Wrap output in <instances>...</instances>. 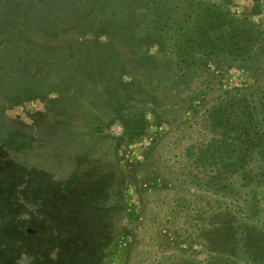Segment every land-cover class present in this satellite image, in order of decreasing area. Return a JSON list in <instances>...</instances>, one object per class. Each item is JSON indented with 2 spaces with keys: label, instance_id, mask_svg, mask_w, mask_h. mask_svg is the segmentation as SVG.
<instances>
[{
  "label": "rangeland",
  "instance_id": "obj_1",
  "mask_svg": "<svg viewBox=\"0 0 264 264\" xmlns=\"http://www.w3.org/2000/svg\"><path fill=\"white\" fill-rule=\"evenodd\" d=\"M164 1L0 0V229L35 234L66 184L67 209L118 205L98 264H209L213 220L232 264H263L264 0ZM90 160L112 196L78 188Z\"/></svg>",
  "mask_w": 264,
  "mask_h": 264
},
{
  "label": "trees",
  "instance_id": "obj_2",
  "mask_svg": "<svg viewBox=\"0 0 264 264\" xmlns=\"http://www.w3.org/2000/svg\"><path fill=\"white\" fill-rule=\"evenodd\" d=\"M135 1L136 0H134V2ZM149 1L152 3L151 5H153L154 9H157L161 4H164L165 6L164 0ZM146 2L147 0H145L144 3ZM190 4L193 6L191 2ZM101 10L102 8L93 9L95 13H99ZM139 12L141 11L139 10ZM210 16L211 15L207 13V17L209 18ZM186 19H189L187 13ZM179 20H182L181 17ZM170 28V30L173 29L172 27ZM178 30H182L181 32H183V34L184 32H187L185 27L183 26H179ZM190 30L191 29L188 30L189 33H191ZM157 32L160 36L166 34L165 39H168L169 41L172 40L171 33L168 32L165 27H160L159 29H157ZM112 34L116 37L119 36L117 35L118 33ZM178 48H184L183 44H181ZM107 82L109 81L107 80ZM123 93L124 91L121 89L120 91H118V93L116 94L117 96L115 95L113 98L112 106L118 104V97L121 94L123 95ZM49 119L56 123L58 114L57 116L52 115V117ZM69 129L70 128L68 127H61L62 132H66ZM41 132L42 130L34 132V136L38 137ZM210 146V148L213 147V145ZM220 149L221 148L218 147L217 151H219ZM199 151L200 149L197 150L196 154H198ZM203 153L205 155L208 154L207 151L205 152V149ZM203 153L199 154V158ZM212 153L213 150L209 152V154H211L210 156L201 159H206V163L212 164L214 162L212 159ZM219 160L220 156H217L214 164L219 162ZM91 163L92 160L89 161L85 168L81 169V172L84 171L85 173L83 174L84 177L78 178L79 180H76L78 181V188L82 193H84L86 187L91 188V190L89 191L90 194H96V192L98 191L99 197L101 195L102 198L106 195L112 196V193H114L113 189H115L113 187L116 186L117 182L116 180H114V173H116L118 169H114V171H111L105 177H103L101 180V186H98L96 188L97 190H95L93 187L94 184L89 177L91 174H93L91 168L88 169ZM97 179L98 177L96 178L95 176L93 178V182ZM43 184L45 185V183ZM55 189L59 192L58 194L54 192L55 195L53 197H50L48 210H46V206L44 204H42L40 207V209L43 211L42 216L44 218L46 217L45 219L48 220V223H46V220L43 218H40V220H35L32 226L36 230L35 234H32L28 231L29 227L22 229L19 228V230L13 233H9L10 231L3 230L2 228L0 229V264H94L95 262V264H98V251L101 243H103L105 239H108L107 241H109L112 236L108 237V234H115L113 232L114 230L112 229L114 226L112 218L114 217V213L117 208L116 206L118 205H115L109 201V203L103 206L100 201H92L90 205H86L85 207H77L76 204L68 202L67 204L71 205V207L67 209L68 207L66 205V202H63L62 196L66 197L70 195L72 193V189L66 184L56 186ZM59 197L61 198V200L59 199ZM58 200L61 201V205L57 203ZM58 206H60V214H58V211H56V209H58ZM87 210L89 211L86 212ZM39 214H41L40 211ZM17 223L18 221H15L13 222V225ZM213 224L214 220L209 223L208 228H205V230L203 229V236L207 239L208 246L215 251L214 255L212 256L213 260L210 261L209 264H232L234 261V257H232L230 253L233 252L235 243L229 236L228 230L230 229V227L227 228L226 231L228 232V238L225 237V239H220V241H218L219 237L217 236L222 233L218 229L224 231L225 224H223V227L212 226ZM229 224L230 223H227L228 226ZM11 225L12 223L10 224V226ZM10 229L11 227L9 228V230ZM41 236L46 240L45 248L47 251L44 250V253L41 252L40 248H38V246L40 245L39 240ZM247 240L248 241H245L247 242L245 243L246 251L251 261L257 263L262 262L264 264V235H262L261 237L249 235L247 236ZM30 246L33 247L32 250H30ZM249 250H251V253H249ZM221 255L223 257H221Z\"/></svg>",
  "mask_w": 264,
  "mask_h": 264
}]
</instances>
